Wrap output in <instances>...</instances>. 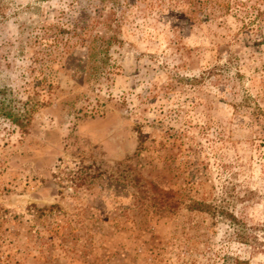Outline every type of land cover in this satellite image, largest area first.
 <instances>
[{"label":"rangeland","instance_id":"374dc122","mask_svg":"<svg viewBox=\"0 0 264 264\" xmlns=\"http://www.w3.org/2000/svg\"><path fill=\"white\" fill-rule=\"evenodd\" d=\"M152 2L96 69L78 1L0 0V264H264V22Z\"/></svg>","mask_w":264,"mask_h":264},{"label":"trees","instance_id":"16d2710c","mask_svg":"<svg viewBox=\"0 0 264 264\" xmlns=\"http://www.w3.org/2000/svg\"><path fill=\"white\" fill-rule=\"evenodd\" d=\"M82 8L76 18L70 20L66 26H61L55 34V46H67L73 38L77 37L83 43V46L89 52V56L93 57V68H102L104 60L101 56L108 53L111 46L118 42V32L126 22L127 14L133 13L135 7H139V2L144 0H76ZM174 0H155L149 7L150 13H159L163 11L164 3ZM188 3L190 11L196 15L201 13L209 15L215 8H222L226 11L239 9L251 11V18L255 22H264V0H180ZM93 10L90 7L94 6ZM156 3V5H155ZM157 6V8H156ZM146 7V9H147ZM65 24V23H64ZM62 24V25H64ZM99 27L106 29L107 32H99ZM97 34H93L94 31ZM101 33V34H99ZM67 34V35H66ZM63 43V44H62ZM54 44H51L53 46ZM33 106H27L24 110L14 112L6 110L4 115L9 117L13 123L25 129L27 123L31 120V111ZM140 193L144 194L143 188L139 189ZM205 203H199L195 207L203 210ZM218 214L227 218L232 223L238 221L237 216L229 210L219 209Z\"/></svg>","mask_w":264,"mask_h":264}]
</instances>
